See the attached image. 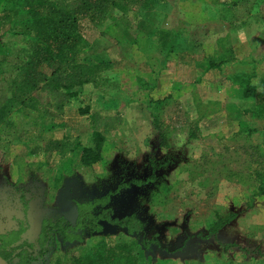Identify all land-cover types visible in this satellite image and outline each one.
<instances>
[{
  "label": "rangeland",
  "instance_id": "rangeland-1",
  "mask_svg": "<svg viewBox=\"0 0 264 264\" xmlns=\"http://www.w3.org/2000/svg\"><path fill=\"white\" fill-rule=\"evenodd\" d=\"M26 18L18 2L0 0V105L10 75L3 58L24 47L19 22ZM82 33L88 47L81 60L108 66L101 88L83 87L61 114L36 91L41 117L17 108L0 128L4 250L27 244L36 254L42 222L75 225L84 206L91 218L106 213L143 223L150 243L137 245V264H264V196L257 193L264 116L231 83L243 76L264 90V0H150L147 10L96 27L84 23ZM208 62H221V69L205 71ZM84 105L123 114V126L105 134L101 161L86 167L78 151L31 153L65 137L92 146L89 116L78 114ZM240 122L253 133L245 135ZM228 213L235 218L209 234L216 214ZM95 224L99 230L78 227L68 241L57 238L56 256L68 264L142 235L104 219Z\"/></svg>",
  "mask_w": 264,
  "mask_h": 264
},
{
  "label": "trees",
  "instance_id": "trees-1",
  "mask_svg": "<svg viewBox=\"0 0 264 264\" xmlns=\"http://www.w3.org/2000/svg\"><path fill=\"white\" fill-rule=\"evenodd\" d=\"M19 3L27 18L19 22L21 35L26 37L24 47L18 49L13 57H4L3 62L9 60L7 72L9 78L5 82L7 98L0 105V128L10 125L11 115L17 108H23L42 114V103L34 96V92H41L49 100V108L61 114L65 107L78 101L79 91L85 86L100 89L102 71L108 66H91L82 61L83 51L88 47V41L82 33L84 23L96 27L111 18L125 16L131 11H144L150 6V0H7ZM200 68L201 65H197ZM221 62H208L205 71L221 69ZM201 69V68H200ZM203 70V69H202ZM203 70V71H204ZM231 83L242 90L244 99L254 98L257 113L264 116V90L259 91L247 77L234 76ZM103 92V91H102ZM167 98L156 101L165 102ZM78 114L89 116L92 128V146H82L80 142H70L68 138L50 140L45 145L36 146L32 154L55 153L61 157L78 151L79 162L89 167L102 159L105 134L118 131L124 123L120 110L114 113L91 110L88 105L79 106ZM242 132L249 136L254 129L247 128L245 122H240ZM245 128L247 130L245 131ZM264 140V126H263ZM240 132V131H239ZM162 145L165 139L162 136ZM155 176H150V180ZM257 193L264 196V182L258 185ZM235 218V214L225 216L216 214L209 234L216 235L220 229ZM104 219L108 223L123 228L129 234L142 233L137 240L122 243L112 247H102L95 253L70 258L68 264H137L135 250L138 244L148 247L150 241L145 237L143 223L135 216L121 219H111L106 213L93 218L84 206H79L75 225L65 218L55 221H43L40 230V247L37 253L30 245H19L9 252L4 250L7 240L0 237V257L8 264L14 259H23L27 264H65L56 256V241L59 238L66 242L73 236L71 232L78 227H92L100 229L95 221Z\"/></svg>",
  "mask_w": 264,
  "mask_h": 264
},
{
  "label": "crops",
  "instance_id": "crops-1",
  "mask_svg": "<svg viewBox=\"0 0 264 264\" xmlns=\"http://www.w3.org/2000/svg\"><path fill=\"white\" fill-rule=\"evenodd\" d=\"M194 63V62H193ZM186 65H188V66H186L190 71H188L189 72V74H190V72H191V70H192V74H194V75H196V68H195V64H193L194 66H192V68H191V61H187L186 62ZM213 71V70H212ZM233 84V83H232ZM237 87V86H236ZM238 90H241L240 88H237ZM242 93V92H241Z\"/></svg>",
  "mask_w": 264,
  "mask_h": 264
},
{
  "label": "water",
  "instance_id": "water-1",
  "mask_svg": "<svg viewBox=\"0 0 264 264\" xmlns=\"http://www.w3.org/2000/svg\"><path fill=\"white\" fill-rule=\"evenodd\" d=\"M0 264H8L4 259L0 257Z\"/></svg>",
  "mask_w": 264,
  "mask_h": 264
}]
</instances>
